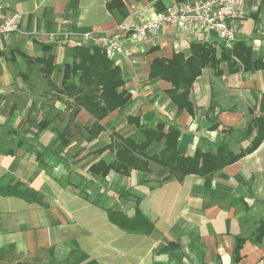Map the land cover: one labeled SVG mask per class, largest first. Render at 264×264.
<instances>
[{"label":"crops","instance_id":"obj_1","mask_svg":"<svg viewBox=\"0 0 264 264\" xmlns=\"http://www.w3.org/2000/svg\"><path fill=\"white\" fill-rule=\"evenodd\" d=\"M178 3L9 0L7 12L19 15L21 32L0 50V188L21 184L41 203L0 195V264H264V0H247L244 17L230 22L236 32L231 48L215 35L203 41L175 25L144 40L122 39L130 55L117 56L114 62L132 102L100 122V137L106 135L102 147L90 135L92 155L82 158L84 163L95 155L103 157L109 151L96 152L119 141L118 135L129 137L118 129L140 139L128 122L134 117L143 127H176L184 157H240L236 162L182 180L154 163L145 171H112L101 177L111 191L104 204L101 192L80 191L82 184L95 183L89 168L102 159L88 169H68L69 174L36 159L39 154L48 162L53 139L56 155L64 156V123L76 108L79 125L89 129L96 122L67 94L60 70L72 61L73 48L85 44L82 35L105 36L121 24L151 20ZM53 32L62 37L48 40ZM195 42L208 44L217 59L224 49L241 44L251 51V63L259 66L246 69L240 61L233 60L232 66L222 60L203 68L190 90L189 113L171 100L172 84L152 80L150 74L156 60L169 61L177 53L189 58ZM50 55L54 70L43 65ZM164 148L163 142L154 143L145 154L154 157ZM115 158L110 152L105 162L112 164ZM118 187L124 191L114 193ZM123 192L133 196L122 197ZM138 198L139 210L154 227L149 235L124 231L108 216L110 209L133 216Z\"/></svg>","mask_w":264,"mask_h":264},{"label":"trees","instance_id":"obj_2","mask_svg":"<svg viewBox=\"0 0 264 264\" xmlns=\"http://www.w3.org/2000/svg\"><path fill=\"white\" fill-rule=\"evenodd\" d=\"M184 1L186 0H179L180 3ZM50 47L43 48L50 49ZM73 50L72 61L61 67L63 85L67 94L74 95L76 102L96 119L92 128L98 134L102 131L100 122L111 113L117 110L121 111L130 105L132 95L125 89L120 68L102 50L89 44H79ZM190 52L191 56L187 59L184 54L177 53L169 61L156 60L150 74L152 80L161 79L170 82L173 86L170 92L171 100L179 110H186L189 113L193 111L189 100L190 90L195 80L201 75L203 68L208 65H216L222 60L232 66L233 60L240 61L246 69L259 66L258 63L254 65L251 63V51L241 44L235 45L233 50L224 49L220 59L215 57L214 50L208 44L202 42L193 43ZM43 65L53 70L56 69L51 55L43 61ZM83 87H87L86 90H83ZM71 90H75L76 96ZM128 122L137 128L140 139L118 136V143H112L108 147L115 151V161L111 165H107L103 161L93 164L89 168L91 174L107 176L112 171L129 174L132 170L145 171L149 169L150 163H154L168 170L178 180H182L191 174L208 175L214 169L224 167L226 163L236 162L240 158L231 156L224 160L216 158L217 156L199 155V153L194 158L184 157L179 151L181 134L176 127L171 126L167 130L163 124H159L155 128L143 127L139 124L138 118L134 117H129ZM40 129L43 130V128ZM94 131L89 132L95 134ZM161 142L165 145L164 150L157 156L147 157L146 150L152 144ZM36 156L40 164H46L44 158L39 154ZM0 195L17 196L27 201L41 203L33 191L24 188L21 184L0 188ZM139 202L138 198L133 216L114 209L108 210L110 221L127 232L151 234L154 227L139 210Z\"/></svg>","mask_w":264,"mask_h":264},{"label":"built area","instance_id":"obj_3","mask_svg":"<svg viewBox=\"0 0 264 264\" xmlns=\"http://www.w3.org/2000/svg\"><path fill=\"white\" fill-rule=\"evenodd\" d=\"M247 0H186L159 13L151 20L134 23L131 26L119 25L114 32L97 36L93 32L82 35L85 44L102 50L107 57L130 55L123 49L122 39L127 41L144 40L156 34L167 25H175L197 34L201 40L207 41L215 35L227 48L236 42V32L230 22L242 19L245 14L244 4ZM9 0H0V50L13 34L20 33V17L16 13L7 12ZM36 36L35 33H32ZM60 33H51L48 40L58 41Z\"/></svg>","mask_w":264,"mask_h":264},{"label":"rangeland","instance_id":"obj_4","mask_svg":"<svg viewBox=\"0 0 264 264\" xmlns=\"http://www.w3.org/2000/svg\"><path fill=\"white\" fill-rule=\"evenodd\" d=\"M60 70H61V67H60ZM86 88L87 87H83V90H86ZM71 92H73L75 94V90H71ZM75 96H76V94H75ZM71 97H74V95H71ZM76 109L73 112H71L70 114L66 111V113H68V119L65 120V123H64L65 124V128L64 129L67 132V136H65V138H64L65 139V141H64V145L65 146L61 149V151H65L64 152V156L61 157L60 155L59 156L56 155V151H55V149H53V146H55V144L57 143V141H55V139H53L52 142H49V146H48L49 149L48 150L50 151V155H49V160L46 163V166L48 167V169H66L65 170L66 173H68V169H88L89 166L96 160L102 159L100 161H103L104 163H106L105 162V158L110 155V152L115 153V151H112V150L108 149V147L112 143H118V140L112 142L109 146L103 147V148H101L100 150H98L96 152L97 154L101 155V154L109 151V152L104 154L105 156L99 157V155L98 156L95 155V158H91L90 160L87 159L83 163L82 158H84V157H86L88 155H92L91 152H89L90 147H92V145L94 144V142L90 143L92 141V137L91 136L96 137V139L98 138L97 139V147H102L101 146L102 145V140L104 139V137L106 135H103L102 137H100V134L104 133V127L102 125L100 126V127H102V131L100 133H98V134H97L96 131H94V129L92 127H90L89 128L90 130H89V129H87V126L84 127V126L79 125L76 122V118H75L76 117L75 116ZM6 111H8V109ZM49 126L50 125H48L47 128H49ZM34 128H37V127H34ZM132 128H133V130H135L134 127H132ZM55 129L56 128H51V129L49 128V130L51 132H53ZM60 130H62V129L59 128V131ZM89 131H94V132H96L95 134H97V135L92 134ZM55 132H56V130H55ZM118 132L120 134H122V135H125V136L127 135L130 138L131 137L135 138L134 136H131V134H130L131 132L125 133V130H121V129H118ZM108 134H110V132H108ZM55 136L56 135H54V137ZM89 136L91 138H89ZM59 142L62 143V141H59ZM80 162H81V165H82L81 167H79V163ZM109 165H111V163ZM92 176H94L93 178L96 179L95 183L92 184L93 181H91V184H88V185L86 183H85V185L82 184L80 186V191H81V193H87V189H90L92 194H97V192H101L102 193L101 194L102 198L100 199V201L102 200V203L105 204L106 201L109 199L107 197V192L110 190V188H108V186L106 187V189L104 188V183L102 182L103 180L101 179V177L104 178L106 176L94 175V174H92ZM95 176L98 177V178H95ZM69 177L72 178L71 175H69ZM93 185H95V186H93ZM112 191L114 193H116V192L119 193L121 191H124V189H122V188L120 189L118 187L116 189L114 188V190L112 189ZM109 192H111V191H109ZM131 195L132 194L129 193V192H126V193L123 192L121 196L128 198ZM118 199H119V201H122L120 199V197Z\"/></svg>","mask_w":264,"mask_h":264}]
</instances>
